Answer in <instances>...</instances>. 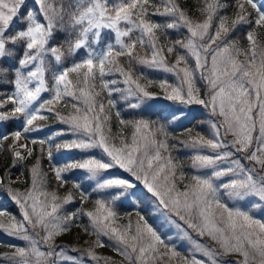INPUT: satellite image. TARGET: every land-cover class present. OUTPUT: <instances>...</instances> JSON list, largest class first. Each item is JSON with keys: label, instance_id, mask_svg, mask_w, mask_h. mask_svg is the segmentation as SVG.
<instances>
[{"label": "snow or ice", "instance_id": "obj_1", "mask_svg": "<svg viewBox=\"0 0 264 264\" xmlns=\"http://www.w3.org/2000/svg\"><path fill=\"white\" fill-rule=\"evenodd\" d=\"M34 3L35 8L25 10L26 0H0V88L11 85L14 89L2 94L6 98L0 100V109L8 103L13 107L0 111V122L24 118L23 131L11 133L13 165L26 159L20 149L27 156L32 155L27 143L18 142L24 134L37 130L34 122L45 119L40 114L45 106L67 98L72 113L57 116L77 139L57 148L85 153L99 149L102 155L101 158L86 155L80 161L52 166L55 179L62 186L64 173L82 170L89 181L95 182L93 192L107 199H97L93 211L81 208L64 214V206L72 202L73 195L69 192L60 197L55 191H47L46 173L40 170L37 159L30 170L31 188L24 191L8 188L21 218L17 220L0 210V232L25 245H11L12 251L0 254V261L84 264V258L88 257L96 264L102 260L115 264L110 257L96 254L95 249L104 246L101 237H105L127 264H264V221L241 207H229L223 202L226 196L249 207H264V39L259 38L255 29L246 32V46L232 38L244 26L264 28V0H237L238 11L231 20L227 15H219L228 7L222 0H204L203 7L198 9L203 19L194 18L177 0H161V6L154 11L150 10V0H34ZM152 16L168 19L155 22L150 19ZM17 21L23 27L12 31ZM180 29L187 32L186 37L168 41L167 46L161 43V37H167L169 30ZM58 34L64 37L63 43L51 46ZM107 34L114 39L97 50ZM138 46L145 50L143 54L137 51ZM80 52L83 55L79 61L64 66L66 56ZM173 53L176 59L170 64L167 55ZM121 57H127V69L119 62ZM134 65L173 74L175 84L166 79L159 82L167 99L208 109L213 118L209 120L212 138L197 136L186 145L195 152L192 167L206 170V174L193 175L191 182L184 183L182 165L169 151L163 126L152 128L144 119L126 122L116 112L119 124L131 123L134 131L130 139L125 138L122 128L112 133L111 109L115 108V101L110 97L113 91L121 90L111 87L117 81L104 79L108 73L115 71L123 77L127 87L122 91L136 100L130 107L139 108L153 99V94L140 82L143 74L134 76ZM49 73L51 87L47 82ZM70 74L76 79H71ZM197 80L207 88L205 98L200 97ZM105 90L109 97L106 104L102 98L97 99ZM42 93H50V98L36 107L34 102L40 100ZM157 135L161 138L157 139ZM8 138L5 135L0 139ZM31 143H39L41 152L44 151L45 140L33 139ZM47 156L52 159L51 147ZM117 167L135 182L109 172ZM6 176L11 184L10 173ZM224 177L228 178L226 182H222ZM3 183L0 178V184ZM137 183L155 199L167 222L188 241L190 257L182 256L174 245L165 244L139 212L135 223L129 220L116 226L119 215L114 206L140 196ZM73 188L79 190L81 185L74 184ZM80 199L87 201L89 195L81 192ZM81 216L89 218L84 231L88 232L90 227L96 236L92 244L86 249L57 244V237L69 232ZM5 217L7 222L3 220ZM192 233L201 239H193ZM230 256L239 259H225Z\"/></svg>", "mask_w": 264, "mask_h": 264}, {"label": "rangeland", "instance_id": "obj_2", "mask_svg": "<svg viewBox=\"0 0 264 264\" xmlns=\"http://www.w3.org/2000/svg\"><path fill=\"white\" fill-rule=\"evenodd\" d=\"M204 3V0H203ZM204 5V4H203ZM161 3L156 4V8L160 7ZM36 5L34 3V0H26V8L27 9H32L35 8ZM203 7V6H202ZM237 11H234L233 8H227L219 13V15H227L229 19L235 18ZM191 15V14H190ZM193 16V15H192ZM194 18H199L203 19L202 16H193ZM21 19H23V13L21 14ZM150 19H152L155 22H164L168 18L166 17H160V16H152ZM215 23V22H214ZM13 26L16 28H22L23 24L17 22H14ZM176 31V30H175ZM251 31V30H247ZM246 31V32H247ZM246 34V33H245ZM108 35V34H107ZM105 35V37L107 36ZM176 38L174 40L170 41H175L177 39H183L184 37L187 36V32L184 29H180L179 31H176ZM232 38L236 39L234 35L232 34ZM113 36L111 39H106L103 37L102 43L99 45L97 50L102 49L105 44L109 40H113ZM238 40V39H237ZM246 41V40H245ZM162 43V40H161ZM241 43V42H240ZM247 43V42H245ZM242 45V43H241ZM52 46H58V45H53ZM246 46V44L242 45ZM83 55V52H81L79 55L75 57V59L72 58V60H67V63L64 61V66H71V64L74 61H79L81 56ZM167 55V54H166ZM170 58V60H169ZM176 59V54H170L167 55V60L170 64L174 63ZM189 64H192V61H189ZM54 70L56 69V65L53 64ZM107 67V66H106ZM156 75V80L154 85L157 86L155 87L152 83L148 84V81H153L151 79H144L141 80L140 82L142 84L146 85L147 90L153 94V99L146 101L141 105L139 108H132L129 106L130 103L134 104L136 103L135 98L132 97H126V93L122 91L127 87V85L123 82V77L113 71L108 73L104 77V79L108 81H117L115 85H111V87H114L116 89H120L121 91H113L112 93V100L115 101V107H125L127 110V113H130V116H135V117H126L123 119L126 122H133L137 121L140 119H144L150 122V127L152 128H157L160 126H163L165 131L167 132V142L169 145V151L171 152L172 157L176 162H178L180 165H182L183 172L185 174V180L184 183H189L191 182V177L193 175H203L206 174L205 171H197L192 167V158L195 154L194 150L188 146H186L192 138L200 136L204 137L205 139H211L213 135V130L209 124V120L213 119L208 111L207 108H205L203 105L199 104H192V105H187V104H182L179 101H173L169 100L166 98V93L164 89H162L159 86V82L163 80H168L169 83L175 84L176 79L171 73L164 72L163 70H156V69H151ZM71 78V77H70ZM49 87L52 86V82L48 83ZM197 87L200 89V97L205 98L207 96V88L205 84L202 81L197 80ZM14 89H12L13 91ZM50 93H42L40 100L37 102H34L35 106L38 107L40 103H42L44 100H47L50 98ZM4 97L3 99H5ZM0 99V100H3ZM67 98L64 100L53 104V105H46L45 109L41 111V115H48L51 114L53 116V119H55V122L52 126H48L45 128H37V130H34L37 134L40 136L44 137L46 140L49 142H54L57 145H63L66 142H70L72 140L77 139V136L74 135L70 130L69 126L64 124L59 117L57 116V113L60 114V116H68L70 113H72V108H71V101H69ZM106 104V103H105ZM160 106L163 109H166L168 118H170L169 122L164 124L162 120L160 119L159 115L155 114L152 111V107L154 106ZM56 106H61V110L58 112L55 111ZM13 106H9L8 104L0 109V111H10ZM52 108L53 110L49 112L47 109ZM183 113L181 118L179 119H174L175 116H180V114ZM10 120V119H9ZM23 116L22 117H17V128L14 131H23ZM7 121L0 122V129H2V137L5 135H8L9 132L6 127L5 123ZM174 125V126H173ZM177 127L180 129V133L177 135H171L168 133L167 129L169 127ZM115 128L114 132L112 131L113 134H116L122 128L123 135L125 136L126 139H130L132 132L134 131L133 127L131 126V123H126L125 125L121 126L118 122V128H116V125H114ZM57 133H62L61 135H57ZM30 134L26 133L22 136L21 141L18 143H27L28 147L32 149L31 146V141H30ZM161 137L157 135V139H160ZM231 137H229L230 139ZM12 139V138H11ZM4 141V140H3ZM117 144L119 143L118 140L115 141ZM13 144V140L11 141V144ZM6 147V146H5ZM22 153L27 155L24 149H20ZM12 155V161H14L15 157L12 151H10ZM164 153H162L163 155ZM86 155H91V156H96L97 158H101V152L99 149H93L90 150L89 152L85 153L84 151L77 150V149H65L63 147L56 148L52 152V159L51 162L53 166H62L64 164H67L69 162L73 161H80L83 158H85ZM244 163H247L245 161H242ZM21 165L18 166L16 169H9V167L6 166L5 164V159L3 156L0 154V178H5L6 172L10 173L11 176V182L16 183V184H21L24 181V175L22 173V167ZM40 170L45 173L42 170V167L40 166ZM109 172L112 175L119 176L122 178L126 179H132L134 181V178L130 176V174L126 173L123 169L120 168H114L110 169ZM47 178V174L45 179ZM69 178L72 181V185L74 184H80L81 188L78 190V196L74 195L69 184L63 183L61 190H59V187H61V184L59 185L53 184L50 185L49 181L46 179V190L49 192L55 191L60 197H64L67 195L69 192L72 193L73 195V200L69 204L64 206L63 213H71L77 211V209L83 208L84 211H93L95 209V201L97 199H107V197L102 196L98 193L93 192V188L95 187V182L94 181H89L87 179V174L78 169H74L71 171H68L63 174V179ZM8 179V176H7ZM227 177L222 178V182L227 181ZM135 182V181H134ZM219 183V182H218ZM32 184V183H31ZM137 187H139V191L141 192L140 196H137L134 200H125L122 202H117L114 206V210L118 213L119 218L116 220V226H122L125 225L131 220L133 223L137 220V213L139 212L140 215H142L147 222L157 230V232L160 234L161 238L164 240L165 244H168L169 246H175L176 251L179 252L182 256H189L191 253V248L187 240H185L182 237V234L179 233L177 229H175L173 226H171L162 211L159 210L155 199L148 194L140 185L137 183ZM180 187H183V184H180ZM31 188V185L27 186L26 188H20L17 187L16 189L20 191H24L25 189ZM81 192H84L85 194L89 195L90 202L87 203L86 201H81L80 199V194ZM10 194V193H9ZM11 195V194H10ZM223 195V193H222ZM3 192L0 191V210L6 212L10 216H15L17 220L21 218V213L19 206L16 204L15 201H10L11 205L15 207V204L17 205V212L16 210L12 209V206H10L3 197ZM225 203H228L229 207H241L242 209L249 211L251 215H253L254 218L259 219L261 221H264V207H249L247 203L242 202V201H230L226 196H224V201ZM85 203H87L85 205ZM175 218V217H173ZM4 222H7V217L3 218ZM179 222V221H178ZM83 225L88 226L89 225V218L87 216H81L77 221H76V233L82 234L83 232ZM89 230L91 231V228L89 227ZM92 232V231H91ZM41 236L43 235V232L40 233ZM71 232L64 233L63 235L57 237L56 243L57 244H65L67 241H72L71 239ZM84 235V234H83ZM192 238L199 240L201 239L198 237L195 233H192ZM87 243H85L83 246L85 248H88L91 243L94 241L93 238L91 237H85L84 238ZM204 240H207V238H203ZM101 240L103 242V247H100L98 249H95L96 253L97 252H106L109 253L110 255L116 254L118 255V258H112V261L115 262V264H127L126 261L114 250V248L111 246V242L105 238L101 237ZM203 242V241H202ZM0 244L2 246L0 254L10 252L12 251V248L10 247L11 245H19V246H24L25 242L17 240L11 236H8L4 234L3 232H0ZM45 250V249H41ZM69 255H77V253L69 252ZM100 256L101 254H97ZM102 257L105 256V254L101 255ZM201 258V257H198ZM225 259L231 261L232 259H239V257H226ZM0 264H4L3 261H0ZM84 264H96L95 261H92L91 258H84ZM100 264H105V262L102 260L100 261Z\"/></svg>", "mask_w": 264, "mask_h": 264}, {"label": "trees", "instance_id": "obj_3", "mask_svg": "<svg viewBox=\"0 0 264 264\" xmlns=\"http://www.w3.org/2000/svg\"><path fill=\"white\" fill-rule=\"evenodd\" d=\"M159 2L161 3V0H150V5H151L150 10L154 11L155 8H156V4L159 3ZM222 2L228 5L227 8L231 7V8H233L234 11H238L237 0H222ZM241 2H242V0H241ZM177 3L183 9L188 10L191 15H193V16H201L199 11H198V9L203 6V4H204L203 0H177ZM249 11H252L250 7H249ZM253 29H255L256 32L259 34V38L260 39H264V28H255V25L244 26L241 29H239L238 31H236L235 33H233V35H234V37L236 39H238L242 43V45H244V44H246L245 43L246 42L245 41V33H246V31L247 30H253ZM12 31H16V28L14 26L12 27ZM176 37H177L176 36V31L175 30H169L167 37H161L162 44H165V46H167V42L170 41V40H174ZM104 38H105V40L108 39V38L111 39L112 35L108 34L106 37L104 36ZM63 41H64V37L58 34L56 36V43L50 42V44H51V46H52V44L53 45H59V44L63 43ZM137 51L141 52V54H143V52L145 50L144 49H140L139 46H138L137 47ZM80 53H78L77 55H79ZM76 56H66L65 62L67 63V60H72V58L75 59ZM17 59H19V54L17 55ZM51 59L52 58L49 57V60H51ZM169 60H170V58H169ZM119 62L126 69L128 68L127 57L119 58ZM13 63H15V61H13ZM53 64H55L54 61H52V65H51L52 68L54 69ZM133 67H134V76H139L142 73L143 74V79H141V80H144V79H148L149 80V79H151V80H153V82H155L156 75L153 72V70H151L149 68L141 67V66H138V65H134ZM70 77L73 80L76 79L74 74H70ZM47 82L48 83L52 82L50 73L47 74ZM97 84L99 85V78H97ZM152 84L154 85V83H152ZM154 86L155 87H153V88H157L156 85H154ZM12 89L13 88H12L11 85H9L8 87L0 88V99H3L5 97L4 95H2L3 93H11ZM99 90H100L99 87H97V91H99ZM101 98L103 99V101L105 103L107 102V99L109 97L107 96L106 90L104 92H102L101 93V97H98L97 99L99 100ZM110 98L112 99V96ZM8 105L10 107L13 106L11 103H8ZM61 108H62L61 106H56L54 109H55L56 112H58L59 110H61ZM152 111L155 114L159 115L160 119L162 120V122L164 124L169 122L170 118H168L167 113H165L166 109H163L162 107H160L158 105V106L152 107ZM116 112L120 113V118L121 119H125L126 117H135V116H130L129 115L130 113H127V110L125 109V107H115V108L111 109V113H112L111 129L115 128L114 125H116V128H118V122L119 121L117 120V118L115 116ZM20 117H22V116H20ZM44 117H45V119L37 120V121L34 122V124L37 125L39 128L40 127L51 126V125L54 124L55 119H53V116L51 114L44 115ZM5 127H6V129L9 132H13L17 128L16 118H12V119L8 120L5 123ZM116 130L119 131L118 129H116ZM112 131L114 132V129H112ZM167 131L171 135H177V134H179L181 132L180 129H178L177 127L175 128V127H171V126L167 129ZM7 136L9 137L7 140L3 141L2 139H0V154H1V156L4 157L5 164H6L7 167H9V169H16V168H18L19 165H21L20 167H22L21 170H22V173L24 175V181L21 184H16V183H13V182H11V184H9L7 176L5 175V178L2 177V179L4 180V183L0 184V191L3 192L4 200L7 203L9 202L8 204L10 206H12V209L16 210L17 205L15 204V207L13 205H11L10 201L13 202V200L11 199V195L8 192V188L9 187H11L13 189H16L17 187L26 188L27 186L31 185L32 178H31V171L30 170H31L32 166L36 163L37 159H39V161H40V166L42 167V170L47 174V178L46 179L49 181V184L50 185H53V184L59 185L60 182L56 181L54 172L52 171L53 164H52L51 160H49V158L47 156V150H48L49 147H51L52 152L57 147H56V144L54 142H49L48 140L41 138L39 135L35 134L34 131H32L31 141L33 139H35L37 141H39V140H45L46 141L45 145L43 146L44 147V151L41 152V145L39 143H36V144H32L31 143L32 155L31 156H27L26 155V159L24 161L17 162L15 165H13L12 155L10 153V151H11L10 144H11V141H12L11 133H9ZM0 138H2V130L1 129H0ZM6 173H8V172H6ZM64 181H65L64 183L69 184L71 187L73 186L72 185V181L69 178H65ZM61 188H62V186L59 187V190H61ZM137 189L139 191L140 188L137 187ZM71 190H72L74 195L78 196V190L77 189H74L72 187ZM86 202L89 203L90 199H88ZM87 203H85V205ZM16 212H17V210H16ZM69 232H71V234H72L71 235L72 241H67L66 245H70V246L75 247V248L86 249L83 246L85 243H87V241H85V239H84L86 236L87 237H91L94 240L96 239V236L90 230L88 232L84 231V225H83V231H82L83 233L80 234V235H79V233H76V225H74ZM1 248H2V246L0 244V251H1ZM96 249H98V248H96ZM98 253L101 254V255L105 254V256H103V257L110 256L112 258H118V255H116V254L110 255L109 253H107V255H106V252H102V253L97 252L96 254H98ZM126 263H127V261H126Z\"/></svg>", "mask_w": 264, "mask_h": 264}]
</instances>
